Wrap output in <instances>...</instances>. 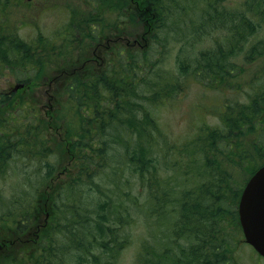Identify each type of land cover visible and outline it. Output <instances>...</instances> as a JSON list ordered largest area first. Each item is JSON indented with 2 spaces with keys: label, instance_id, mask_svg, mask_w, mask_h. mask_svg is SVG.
<instances>
[{
  "label": "trees",
  "instance_id": "obj_1",
  "mask_svg": "<svg viewBox=\"0 0 264 264\" xmlns=\"http://www.w3.org/2000/svg\"><path fill=\"white\" fill-rule=\"evenodd\" d=\"M187 1L81 0L85 11L69 18L67 28L60 27L54 36L37 32L26 38L19 34L12 11L31 1L0 0V77L9 72L16 84L23 85L0 93V176L16 155L46 167L42 182L54 176L56 169L46 158L53 142L50 126L28 92L33 83L45 79L46 63L69 64L60 62L72 58L75 48L97 45L102 36L122 39L128 22L141 16L150 19L145 29L156 15L153 28L158 26V44L150 43L141 54L116 53L99 71L70 77L56 99L54 116L64 121L62 138L72 155L74 174L66 191L76 190L67 199L69 222L75 225L64 235L66 242L65 237L64 241L45 237L49 223L68 218L60 192H56L60 205L38 193L32 210L13 206L0 223L24 232L18 241L29 243L36 252L19 253L12 264H50L49 247L60 255V264H98L91 249L98 247L110 256L122 251L118 231L129 210L141 203L139 208L146 207L154 224L167 222L169 233L151 246L144 242L136 264H230V252L243 239L237 215L240 194L264 164V39L247 42L257 32V20L264 19V0H242L233 8L224 6L226 0H190L186 5ZM170 35L176 42L186 40L188 49H178L174 70L160 68ZM203 37L208 41L201 43ZM193 84L213 92L216 105L202 115L192 113L198 116L193 131L173 138L155 110L184 96ZM206 114L213 121H207ZM126 168L139 183L137 192L144 190L143 201L131 196L134 184L122 175ZM106 172L102 187L95 178L102 179L99 176ZM85 179H93L103 202L94 204L92 199L88 206H79L74 195L80 194L78 186ZM181 240L186 241V250L175 257L172 251L181 248ZM69 241L74 242L71 248ZM0 245V254L5 255L20 244L8 237ZM79 251H86L89 261L81 260Z\"/></svg>",
  "mask_w": 264,
  "mask_h": 264
},
{
  "label": "rangeland",
  "instance_id": "obj_2",
  "mask_svg": "<svg viewBox=\"0 0 264 264\" xmlns=\"http://www.w3.org/2000/svg\"><path fill=\"white\" fill-rule=\"evenodd\" d=\"M135 1L137 2V0ZM241 1L242 0H226L224 1V6L227 5L230 8H233V6L238 7ZM190 2L191 1L189 0L185 4L188 5ZM148 5H152V3H149ZM192 5L194 6V4ZM80 11H85V6L81 0H31L29 4L14 8L12 11V17H15L14 20L16 21L17 29L21 36L30 38L37 32L54 36V31H59L60 27L67 28L65 22L71 17L80 16ZM141 17L135 18L133 22H128L121 31L123 32L122 39L120 36L116 37L115 35L102 36L97 42V45L94 44L95 46L90 45L89 47H86L85 50L82 48H75L73 52L70 53L73 55L72 58L68 59V61L60 62L69 63L71 65L64 64L58 66L57 64L55 65V63H46L44 65L43 70H45L44 74H46L45 79L33 83L32 88L28 89V92H31V94L35 96L33 100H35V102L37 101L36 106L33 107L47 120L50 126L48 133L53 136V142L50 144L52 148L46 152V158L49 164H51V168L56 170L51 180L42 182L46 167L40 165L36 160L26 161L27 159L16 155V160L9 164L7 172L0 176V221L4 215L7 216L10 214L8 211L13 206L17 207L19 205L20 208L32 210L35 206L34 197L38 195V193H40L41 197L44 196L46 201H49L51 197L53 202H56V205L61 204L56 192L62 193V195H64V207L68 209L67 199L73 195L76 190L72 193H67L66 185H69V179L72 178L74 169L72 167L73 163L71 162V152H67V148H69L70 145L67 146L66 140L62 138L65 133V128L62 127L64 121L58 120L54 116V113L56 112V99L60 98V93H62V90L68 83L70 77H83L88 73L89 69L99 71L109 62V60L111 61V59H114L116 53L126 55V53L131 51L134 53L137 51L138 54H141V52L147 49V45L149 46L150 43L158 44V26L153 28V24L157 20V15L152 18L151 26H149L148 29H145L144 27L147 25L149 18L146 19V17ZM257 23L260 24L257 28V32L248 38V43H251L256 39H264V19L257 20ZM224 25L226 26V23H224ZM220 31L223 33L227 30L220 29ZM109 32L112 31L110 30ZM211 33L214 37L215 33ZM64 36H66V34L63 31L61 37L64 39ZM171 36L172 35H170L165 42V51L167 52L164 57L165 60L160 68L174 70L178 49L182 46L186 50L187 45H184L186 40L180 38V41L176 42ZM115 37L118 39L114 40ZM198 40L199 38L196 39V41ZM207 41L208 39L203 37L200 42ZM198 46H200V44H198ZM241 58L242 55L238 56L236 60L241 63ZM154 61L158 63V53L154 57ZM259 63L260 61L254 62V65L258 66ZM17 85L14 76L9 72L4 71V75L0 77V93L9 91ZM186 91L187 92L184 96H180L170 104H166L155 110L157 119H159L160 123L165 127V130L173 138H180L185 131L186 133L193 131V127L197 124V115L205 113L207 110L206 108L209 106L216 105L214 103V93L205 91L202 87L197 86L196 84L188 86ZM200 94L203 95L199 96ZM192 113L197 115L195 116ZM206 115L207 121H213L211 114ZM106 173L107 175L103 174L102 176H99L102 179L95 178V182H98L102 187L105 186V180L108 179V172ZM122 175L125 179L129 178L130 184H134L131 196L138 198L139 201H143L145 199L144 190L137 192L135 189V185L139 184L135 175L131 174L127 168L123 170ZM92 182L93 179H85V182L78 186L80 194L78 193L74 196L80 200L79 206L80 204L88 206L89 201L92 199L95 201L94 204L104 201V198H101L95 192ZM23 199H29L27 201L29 204L22 201ZM43 201L45 200H41L40 203L43 204ZM51 204L52 203L48 204V208H50ZM139 205L129 210L125 224L122 229L118 231L119 239L123 240V250L113 253V255L110 256L106 255L104 251L98 247L92 248V255L96 256L95 262L98 264H136L137 255L139 254V251H141L144 242H148L151 246L155 239L159 240L161 237L169 233V225L167 222L165 225H160L159 223L154 224L150 216L151 214L148 216V210L146 207L140 209ZM43 206L46 207V204H43ZM69 212L70 210L68 209V211H66L67 216ZM6 218L5 221L9 222ZM56 221L57 222H51L48 224L44 231L45 237L50 238V240L54 238V241L57 239L62 241L65 237L64 235L67 234L75 224L69 222V216L67 219L61 217V219ZM42 224L37 223L38 226ZM110 225L111 228L115 227V224L113 223ZM80 228L81 225L78 223V225H76V232L78 234H80ZM24 230L26 231L25 228ZM39 231H41V229ZM23 233L19 232V229L15 226L0 223V244L1 240L7 239L8 237L20 244L14 251L5 255L3 253L0 254V264H12L19 253L27 254L28 252H36V250L33 251L34 249L33 247H30L29 243L24 244V242L18 241L19 236L23 235ZM23 238L21 237V239ZM67 240L68 237L66 235L65 241H63L66 242ZM242 240L243 239H240L239 245L230 252V264H264V260L259 259L255 252ZM73 243L74 242L69 241L67 248H71ZM76 243H78L77 240L75 244ZM178 244L181 248L177 247L172 251L175 257L179 256L182 252H185L186 249L183 248L187 247L185 240L179 241ZM153 246L158 249L157 244H153ZM158 253H160V250H158ZM46 254L47 262L50 264H60V255L55 254L53 247L47 248ZM78 254L82 257L81 260L86 259L89 261L86 251H79ZM66 261L67 260H65V262ZM87 263L89 264V262ZM66 264L69 263L66 262Z\"/></svg>",
  "mask_w": 264,
  "mask_h": 264
},
{
  "label": "water",
  "instance_id": "obj_3",
  "mask_svg": "<svg viewBox=\"0 0 264 264\" xmlns=\"http://www.w3.org/2000/svg\"><path fill=\"white\" fill-rule=\"evenodd\" d=\"M237 210L245 242L264 258V165L246 182Z\"/></svg>",
  "mask_w": 264,
  "mask_h": 264
}]
</instances>
